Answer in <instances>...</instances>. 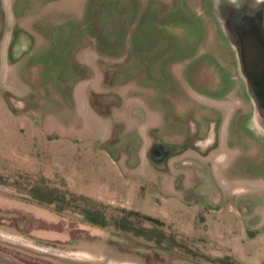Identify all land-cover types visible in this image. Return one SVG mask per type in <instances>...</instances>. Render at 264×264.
<instances>
[{"label": "rangeland", "instance_id": "374dc122", "mask_svg": "<svg viewBox=\"0 0 264 264\" xmlns=\"http://www.w3.org/2000/svg\"><path fill=\"white\" fill-rule=\"evenodd\" d=\"M13 4L0 47V264H264V0ZM14 26L31 37L20 58L6 47ZM163 68L182 99L156 81ZM172 113L192 137L164 165L150 148L180 142L162 120ZM24 175L109 217L156 219L128 220L166 239L39 205L12 185Z\"/></svg>", "mask_w": 264, "mask_h": 264}, {"label": "trees", "instance_id": "16d2710c", "mask_svg": "<svg viewBox=\"0 0 264 264\" xmlns=\"http://www.w3.org/2000/svg\"><path fill=\"white\" fill-rule=\"evenodd\" d=\"M23 179L24 182L15 180L12 184L19 194L26 196L29 200L39 205L53 206L54 210L58 213L72 211L80 214L85 222L94 227L101 229L113 227L119 232L135 237H142L146 241L153 242L158 246H161L166 239V235L162 231L152 232L143 227L138 228L128 220L129 217H134L151 222L155 226H162V223L156 219L141 215L135 211L118 208H116V212L121 213L125 218L109 217L103 210L107 208L105 205L85 196L70 193L67 190L62 191L50 188L43 177L24 175Z\"/></svg>", "mask_w": 264, "mask_h": 264}, {"label": "flooded vegetation", "instance_id": "af4514ba", "mask_svg": "<svg viewBox=\"0 0 264 264\" xmlns=\"http://www.w3.org/2000/svg\"><path fill=\"white\" fill-rule=\"evenodd\" d=\"M29 4L30 3L27 2L26 6L29 5ZM14 17H15V15H14ZM7 19H8V17H7V13H6L5 9H4L3 0H0V47L3 45V41L5 39L4 36L6 34V29L8 28ZM16 28L17 27L14 26V29H12L10 31V38H9V41L6 43V47H7V50L9 49V51H10V57L11 58L12 57L20 58L21 56H23V52H22L24 50L23 48L25 47L26 44H28V42H29L28 39H30V41H31V37L30 36H29L30 37L29 38L22 31H20V33L16 32L17 31ZM31 45H32V43L30 44V46ZM16 60H18V59H16ZM165 71H166V69H164V68L161 69V71H160L161 74L156 78V81L158 80L157 82H159V83L166 82L168 84H171L172 85L171 86L172 87V90L171 91L172 92L174 90L176 91V94H174V95H176V99L177 100L180 99V98L182 99L181 95L182 94L184 95V91H185L184 88L182 86H180V85L178 86V81L177 80L175 81V80L170 79V77L168 75H166V72ZM183 77L185 78V76H183ZM151 86L155 90L158 88V84H155V83L153 85H151ZM190 88H192L191 85H190ZM192 90H194V89L192 88ZM168 92H169V90L167 91L166 89H165V91H162V93H163L164 96H168V94H169ZM198 94H200V93H198ZM209 97L212 98V99H216L217 98L215 96L214 97L213 96H209ZM167 107H166L167 112L164 113L165 115H168L169 114V106H167ZM162 111H164V109H162ZM242 113L243 112H240V114L237 116V120H236V126L237 127L236 128H238V127L241 126L240 125L241 124L240 122L242 121V117H243ZM175 114L172 113L170 117H167L166 116V119L163 118L162 120L166 124L173 125L174 130L176 131V133H178V135L181 136V139L180 140L178 139L180 142L178 144H174L173 145V144L168 143L166 141H162L159 138H155V139L152 140V144H151V148H150V151H151L154 146H157V147H154L153 151H159V152L161 151L163 154H166L167 159L164 162V165L171 158H173L174 156H176L178 154H181L182 151L177 150V147L178 146L181 147L182 145H185L184 143L191 141V137H192L191 134L189 133L188 127L185 124L186 123L185 122L186 117L184 118V120H181L178 117V115L177 114L175 115ZM186 115L187 116L188 115H192V116H195L196 117V113H190V114H187L186 113ZM216 115H217L216 117L207 118V119L204 118V119H206L209 122H212V126H215L216 127L215 130L217 132V128L222 124L221 123L222 119L220 117H218V114H216ZM219 116H220V114H219ZM189 122H191V121H189ZM183 126H186L185 129L183 128ZM229 129H230L229 131L232 130L231 128H229ZM192 135L195 136L194 134H192ZM157 141H160L161 142V146L158 147ZM176 145H177V147H175ZM150 155H152V154H150Z\"/></svg>", "mask_w": 264, "mask_h": 264}, {"label": "crops", "instance_id": "0c3cea01", "mask_svg": "<svg viewBox=\"0 0 264 264\" xmlns=\"http://www.w3.org/2000/svg\"><path fill=\"white\" fill-rule=\"evenodd\" d=\"M13 3H14V0H3L4 9L7 13L8 19L13 18V15H12V11L14 9Z\"/></svg>", "mask_w": 264, "mask_h": 264}, {"label": "water", "instance_id": "95a60500", "mask_svg": "<svg viewBox=\"0 0 264 264\" xmlns=\"http://www.w3.org/2000/svg\"><path fill=\"white\" fill-rule=\"evenodd\" d=\"M257 68L258 67H256V66H253V67H251V69L250 70H248V72H250V74L249 75H255L256 74V72H257Z\"/></svg>", "mask_w": 264, "mask_h": 264}]
</instances>
